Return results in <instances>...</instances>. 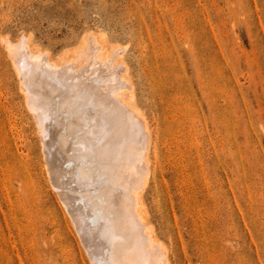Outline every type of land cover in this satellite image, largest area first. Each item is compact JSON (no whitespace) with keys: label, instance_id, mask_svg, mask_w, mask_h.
<instances>
[{"label":"rangeland","instance_id":"rangeland-1","mask_svg":"<svg viewBox=\"0 0 264 264\" xmlns=\"http://www.w3.org/2000/svg\"><path fill=\"white\" fill-rule=\"evenodd\" d=\"M96 41L160 135L142 192L156 264H264V0H0V264H94L11 55L64 62Z\"/></svg>","mask_w":264,"mask_h":264},{"label":"bare ground","instance_id":"bare-ground-1","mask_svg":"<svg viewBox=\"0 0 264 264\" xmlns=\"http://www.w3.org/2000/svg\"><path fill=\"white\" fill-rule=\"evenodd\" d=\"M25 43L11 56L20 64L24 97L38 125L47 175L91 262L156 264L162 245L145 221L142 192L156 173L152 174L151 158L158 151L154 142L160 135L153 139L149 120L131 103L135 93L128 92L129 69L120 64V56L104 60L106 52L101 53L97 41L91 43L88 56L66 60V54L64 62H52ZM83 44L77 52L87 42Z\"/></svg>","mask_w":264,"mask_h":264}]
</instances>
